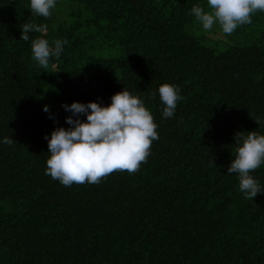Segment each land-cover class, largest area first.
Masks as SVG:
<instances>
[{
  "label": "trees",
  "instance_id": "obj_1",
  "mask_svg": "<svg viewBox=\"0 0 264 264\" xmlns=\"http://www.w3.org/2000/svg\"><path fill=\"white\" fill-rule=\"evenodd\" d=\"M194 5L206 0H57L45 19L0 0V264H264V193L246 199L227 174L235 134L264 135V12L225 36ZM27 21L47 32L21 40ZM39 36L68 41L47 69L31 58ZM164 83L183 97L167 119ZM124 89L158 125L147 163L98 184L45 175V135L71 127L62 105ZM252 175L264 190V165Z\"/></svg>",
  "mask_w": 264,
  "mask_h": 264
},
{
  "label": "clouds",
  "instance_id": "obj_2",
  "mask_svg": "<svg viewBox=\"0 0 264 264\" xmlns=\"http://www.w3.org/2000/svg\"><path fill=\"white\" fill-rule=\"evenodd\" d=\"M57 6V0H30L31 15L48 19ZM264 12V0H206V6L194 5L190 15L211 33L217 25L225 36L232 35L238 27L251 24L252 16ZM46 33L47 25L31 21L21 26V40L28 41L29 33ZM67 39H57L50 46L49 40L39 36L32 40V60L47 69L52 58L59 59ZM159 99L164 105L162 116L167 119L175 114L178 101L183 97L177 85L164 83L158 88ZM155 93L151 98H155ZM62 107L71 112L66 123L71 127H58L48 140L49 158L45 175L59 181L65 187L73 184H98L114 172L135 174L147 163L153 141L159 139L158 125L144 101L127 89L111 97V104L102 106L98 102L87 104L73 102ZM49 111L47 105L43 109ZM86 115V120L79 116ZM73 117H77L73 119ZM260 124L259 119L255 120ZM246 133V134H245ZM234 159L227 174H238L239 190L246 199L253 200L264 193L260 183L252 175L264 165V135L253 130L235 134ZM15 141L5 137L3 143ZM211 166H216L214 160Z\"/></svg>",
  "mask_w": 264,
  "mask_h": 264
}]
</instances>
